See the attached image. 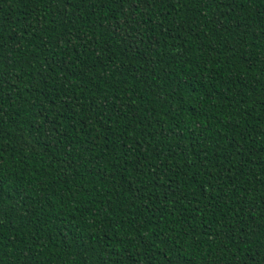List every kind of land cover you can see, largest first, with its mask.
Wrapping results in <instances>:
<instances>
[{"label":"trees","instance_id":"obj_1","mask_svg":"<svg viewBox=\"0 0 264 264\" xmlns=\"http://www.w3.org/2000/svg\"><path fill=\"white\" fill-rule=\"evenodd\" d=\"M0 264H264V0H0Z\"/></svg>","mask_w":264,"mask_h":264}]
</instances>
